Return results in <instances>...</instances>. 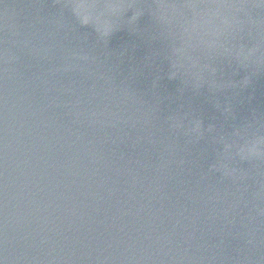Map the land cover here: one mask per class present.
Returning <instances> with one entry per match:
<instances>
[{
  "label": "water",
  "instance_id": "1",
  "mask_svg": "<svg viewBox=\"0 0 264 264\" xmlns=\"http://www.w3.org/2000/svg\"><path fill=\"white\" fill-rule=\"evenodd\" d=\"M0 264H264V0H0Z\"/></svg>",
  "mask_w": 264,
  "mask_h": 264
}]
</instances>
